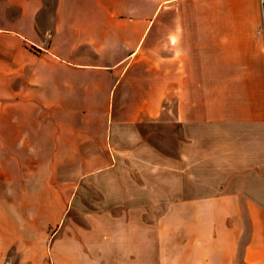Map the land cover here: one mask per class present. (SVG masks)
<instances>
[{"label":"crops","instance_id":"1","mask_svg":"<svg viewBox=\"0 0 264 264\" xmlns=\"http://www.w3.org/2000/svg\"><path fill=\"white\" fill-rule=\"evenodd\" d=\"M0 25L4 259L264 264V0H0ZM162 117L175 154L138 129ZM72 164L95 186L62 207L42 165Z\"/></svg>","mask_w":264,"mask_h":264},{"label":"rangeland","instance_id":"2","mask_svg":"<svg viewBox=\"0 0 264 264\" xmlns=\"http://www.w3.org/2000/svg\"><path fill=\"white\" fill-rule=\"evenodd\" d=\"M3 26V25H0ZM138 129L141 131L146 143L156 147L157 149L164 151L168 154H175V144L176 140L180 136L179 126L171 118L162 117L157 120H148L138 124ZM76 164L72 165H42L44 168V174L46 179L42 180V183L48 186L55 187L58 189V201L64 207L69 198L68 193L74 188H92L95 185L92 184L91 179L87 177L82 179L83 170L80 169ZM102 166L101 164H88L85 170H90L92 168H97ZM136 178L138 184H143L144 180L142 178V173L139 169H136ZM52 178L50 179V177ZM71 176V179H69ZM141 177V178H140ZM60 192V193H59ZM92 205L84 203V210H88ZM88 208V209H86ZM82 212L76 211L74 209H69L64 213L62 210V216L64 214L65 221L73 223L72 225H80L83 223ZM3 223L4 219L0 217V224ZM55 230V227H54ZM53 230V231H54ZM52 230H49L51 232ZM0 264H49V259L35 260V259H4V237H0Z\"/></svg>","mask_w":264,"mask_h":264}]
</instances>
